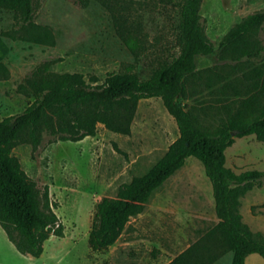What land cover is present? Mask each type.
Returning <instances> with one entry per match:
<instances>
[{"label": "rangeland", "instance_id": "374dc122", "mask_svg": "<svg viewBox=\"0 0 264 264\" xmlns=\"http://www.w3.org/2000/svg\"><path fill=\"white\" fill-rule=\"evenodd\" d=\"M174 2L33 0L31 23L47 37L38 42L16 32L11 15L0 11V31L5 33L0 37V61L7 68V77L0 80V118L22 111L36 99L17 86L24 85V78L42 63L53 72L79 73L85 81L100 82L108 73L126 69L146 78L161 60L177 54ZM263 9L264 0L200 1L198 14L213 50L194 57L195 73L184 82L185 96L175 100L188 107L198 126L216 127L227 110L257 90L252 71L264 68V25L251 38L262 48L255 59L230 60L232 51L216 44L234 23ZM125 35L132 38L131 50L122 41ZM221 55L226 58L219 59ZM176 137L175 124L159 99L146 98L136 102L127 134L97 124L92 136L75 142L43 135L36 147L28 143L13 147L10 152L20 169L39 192L46 189L61 234L49 236L40 255L32 258L18 254L0 229V264H146L161 245L171 258L194 242L216 219L209 182L200 163L189 156L154 190L143 210L127 220L110 248L91 252L86 243L93 204L100 197H114L120 184L144 173ZM224 156L225 165L236 173L263 170L264 142L253 135L233 137ZM245 193L250 216L243 223L264 236V181ZM175 237L186 242L171 250L167 239ZM229 257L226 252L213 264H228ZM244 264L264 261L251 254Z\"/></svg>", "mask_w": 264, "mask_h": 264}, {"label": "trees", "instance_id": "16d2710c", "mask_svg": "<svg viewBox=\"0 0 264 264\" xmlns=\"http://www.w3.org/2000/svg\"><path fill=\"white\" fill-rule=\"evenodd\" d=\"M84 4L86 0H75ZM170 1L171 0H165ZM201 0H175L174 45L177 54L161 60L146 78L128 69L108 73L100 82L85 81L79 73H58L47 63L37 65L18 90L35 96L22 111L0 118V229L20 255L37 258L49 236H59L61 225L51 211L46 189L41 192L20 169L11 149L20 143L32 147L43 135L57 141H78L92 136L96 125L118 134H127L136 102L159 99L172 118L177 137L162 155L139 176L120 184L114 197H100L92 207L86 243L91 252H104L111 246L127 220L139 214L154 190L192 156L201 165L210 185L216 223L166 264H213L229 252V264H244L255 254L264 261V236L252 232L241 221L238 199L252 186L260 187L264 169L234 172L225 165L224 149L239 138L253 135L264 142V68H255L257 90L227 110L213 128L198 126L188 107L175 103L185 95L184 82L195 73L194 57L208 55L214 44L204 34L198 14ZM33 0H0V11L11 15L15 30L33 42L46 37L31 23ZM264 25V9L247 14L234 23L217 42L229 49L230 60L255 59L262 48L251 38ZM5 33L0 31V37ZM13 38L12 36H10ZM134 47L128 35L122 39ZM223 55L219 59H224ZM7 68L0 61V80Z\"/></svg>", "mask_w": 264, "mask_h": 264}, {"label": "crops", "instance_id": "0c3cea01", "mask_svg": "<svg viewBox=\"0 0 264 264\" xmlns=\"http://www.w3.org/2000/svg\"><path fill=\"white\" fill-rule=\"evenodd\" d=\"M224 153V151H223ZM225 159V156H224ZM249 191V190H248ZM248 194V193H247ZM210 199H211V205H212V209H213V201L211 198V194H210ZM239 201V207H238V213L240 214L241 217V221L243 222L244 218L249 214V210H248V201L246 199V193L244 194L243 197L238 199ZM214 214V212H213ZM215 217V216H214ZM216 219V218H215ZM126 224V223H125ZM246 224V223H245ZM247 226V224H246ZM248 227V226H247ZM116 241V240H115ZM186 240L182 239V238H173V239H167V243L169 244V247L172 249H176L178 247H182L184 246ZM113 245V244H112ZM111 245V246H112ZM189 244H185V246L180 249L177 253H175L171 258H173L176 254H178L180 251H182L184 248H186ZM111 246H109L108 248H110ZM107 248V249H108ZM159 248V252L155 255V257L151 258L149 262H147L146 264H166L171 258H168V252L166 251V247L164 245H161L158 247ZM251 254L247 255L244 258V263L247 260V258H249ZM229 264V263H228Z\"/></svg>", "mask_w": 264, "mask_h": 264}]
</instances>
